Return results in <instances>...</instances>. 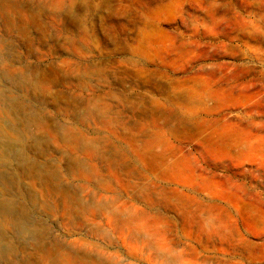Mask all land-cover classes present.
I'll return each mask as SVG.
<instances>
[{"label":"rangeland","instance_id":"rangeland-1","mask_svg":"<svg viewBox=\"0 0 264 264\" xmlns=\"http://www.w3.org/2000/svg\"><path fill=\"white\" fill-rule=\"evenodd\" d=\"M0 3V264H264V0Z\"/></svg>","mask_w":264,"mask_h":264},{"label":"bare ground","instance_id":"bare-ground-1","mask_svg":"<svg viewBox=\"0 0 264 264\" xmlns=\"http://www.w3.org/2000/svg\"><path fill=\"white\" fill-rule=\"evenodd\" d=\"M1 4V3H0ZM4 7H6V6H4ZM0 12H4V9H3V7H2V5L0 6ZM6 13V12H5ZM4 14V13H3ZM260 29V28H259ZM255 39V38H254ZM256 52V51H255ZM215 69V68H214ZM29 76V75H28ZM2 77V76H1ZM36 82H37V80H36V78H34V79H30L29 77H25V78H22V79H20V80H18L17 81V86L19 85V86H34L35 84H36ZM196 84V83H195ZM25 88V87H24ZM192 99V98H191ZM14 102H9V105L13 108V107H18L19 106V104L18 103H15V101L16 100H13ZM190 101V100H189ZM186 103H189V102H186ZM183 105V104H182ZM7 108H10L9 106H7ZM10 110V109H9ZM186 110V109H185ZM187 111V110H186ZM190 113V112H189ZM183 114V113H182ZM30 116V115H29ZM173 119V121H175L176 122V125L178 126V127H180L181 126V129H184L185 127H186V129H187V126H190V121L189 120H181L179 117H177V116H175L174 118H172ZM30 121H34V120H36V118L34 117V116H30V119H29ZM171 120V119H170ZM35 122V121H34ZM197 122V121H196ZM26 123H27V121H26ZM30 123H32V122H30ZM35 124V123H34ZM38 124H39V122H38ZM194 124V123H193ZM29 125V124H28ZM173 125V124H172ZM195 126V125H194ZM177 128V127H176ZM191 128V127H190ZM190 128H188V129H190ZM185 130V129H184ZM191 130V129H190ZM195 130V129H194ZM186 131V130H185ZM229 140V139H228ZM224 141V140H223ZM249 142V141H248ZM229 143H230V145H235V144H241V143H243V141L242 140H240V139H236V138H234V139H231L230 141H229ZM215 144V143H214ZM221 144V143H220ZM223 146V145H222ZM223 148V147H222ZM257 150H259V149H257ZM23 166L25 167V169L28 171V172H30V171H35L36 169H35V167H34V165L32 164V163H29V162H26V161H23ZM21 168H22V166H21ZM38 170V169H37ZM41 170V169H40ZM44 171V170H43ZM34 173V172H33ZM40 174H42V172L40 173ZM46 174V173H45ZM44 174V175H45ZM49 175V174H48ZM42 178V177H41ZM45 179H47V178H45Z\"/></svg>","mask_w":264,"mask_h":264}]
</instances>
